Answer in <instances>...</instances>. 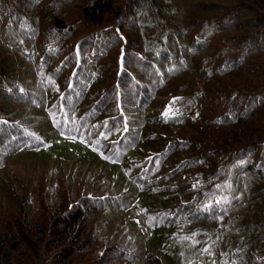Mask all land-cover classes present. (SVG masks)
<instances>
[{"label": "trees", "instance_id": "trees-1", "mask_svg": "<svg viewBox=\"0 0 264 264\" xmlns=\"http://www.w3.org/2000/svg\"><path fill=\"white\" fill-rule=\"evenodd\" d=\"M0 48L23 63L0 64V264H39L38 237L44 264H264V0H0ZM50 163L74 181L51 212L77 210L41 231L9 166ZM99 212L110 246L76 260Z\"/></svg>", "mask_w": 264, "mask_h": 264}, {"label": "rangeland", "instance_id": "rangeland-1", "mask_svg": "<svg viewBox=\"0 0 264 264\" xmlns=\"http://www.w3.org/2000/svg\"><path fill=\"white\" fill-rule=\"evenodd\" d=\"M77 8L74 5V10H71L69 12V14H72ZM76 15V14H74ZM118 20H114L113 24L117 25ZM1 50V48H0ZM19 64L20 63V68L22 67L21 63V59L17 54H13L12 52H7V53H2L0 54V64L3 65L1 68H9L12 66V64ZM23 64V63H22ZM112 70V67H111ZM23 96V95H22ZM20 105L17 104V102L11 101L8 97H4L3 95H0V108L3 107L5 109V112H12V110H17L19 108ZM4 111V110H3ZM9 170L17 177H19L21 180H25L26 182V187L25 189L27 190V199H30V202L35 206V210L34 212L38 211L37 214H39L40 217H38L39 222L41 224V227H39V229L45 230V226L47 228V230L50 229V224L49 222L52 221L54 216H58L61 214L58 218L59 219H63L66 217V215L72 213L73 211H76V205H70V207L67 209H65L64 204L60 203L58 206L59 208V213L58 214H54L53 210H51V206H50V202L48 200L47 194H48V189H46L47 186H49V184H53L54 187L55 186H65L66 188L68 187H72L73 184V180H71L70 178V170L71 167L67 164H64L60 169L53 163L48 164L47 166L44 167H31V166H25L23 164H18L15 165L13 167L9 166ZM30 171H34V175H32V173ZM11 173V174H12ZM26 174H28V176H25ZM39 178H42L41 180H38ZM8 182V181H6ZM79 182L82 184H85V180L84 179H80ZM98 186V185H97ZM90 187V186H89ZM7 190L6 192L9 193V187L6 186ZM59 188V187H58ZM91 189L93 187H90ZM102 189V187H101ZM25 190V192H26ZM12 190H10L11 192ZM4 190L2 191V189H0V210H4V211H10V212H14L16 211L14 204L20 199L17 200H8V196L11 197L10 193H6ZM106 192V191H105ZM25 194V193H24ZM36 201H39L42 203V207L41 209H39L38 207H36ZM76 203V202H73ZM31 207V206H30ZM65 209V210H64ZM51 212V213H50ZM24 216V209L22 211L21 214H18V217L23 218ZM1 217V216H0ZM2 221L4 220L7 223V220L2 217L1 218ZM67 219V218H66ZM27 221V220H26ZM34 218L32 220H30L29 222L33 223ZM110 223V220L105 217L101 212L94 214L93 216H90L87 220L86 223H79L76 224L75 227L73 229H71L68 233V239L67 242L68 244L70 243H74L75 244V250L72 252H75V255L73 258H76V260L79 259V257H81L80 255H84L85 252H91V251H86V248L88 246L89 242H92L90 240L91 237H94L97 241V243L100 244V246L102 247V249L108 248L107 245L105 246L106 241L108 242L109 240H107V238L109 236H112V233H103L101 228H103L104 226H107ZM9 229L12 226V224H6ZM0 226V233L3 230L2 228L4 227ZM44 227V228H43ZM116 227H113V229H115ZM79 229H81V231H83V233H81V236H78V232ZM106 230V229H105ZM112 230V228H111ZM80 231V232H81ZM89 232V234H88ZM106 232H110V230H106ZM38 234L40 233V230L37 231ZM127 233L126 229L124 228V233H121L119 238H116V240L114 241H120L125 234ZM107 237V238H105ZM44 238V237H43ZM38 239L40 240V244H39V251L38 254L35 255L36 253H32L29 257L28 260L36 259L37 263L41 264L45 262V260H42V258L47 254V245L44 244V242L40 239V237H38ZM86 239V240H85ZM125 239V238H124ZM86 241L87 245H82V243ZM47 242V240H46ZM81 245L83 247H81ZM108 246H110V244H108ZM50 250H52V248H50ZM99 251V249L97 250ZM28 252V251H27ZM92 253V252H91ZM18 256L16 255H12L13 260H17ZM27 260V261H28ZM102 261H109V263H112L113 260L110 259V255H103L102 256ZM16 262V261H15ZM17 263V262H16ZM15 263V264H16ZM197 264H204L202 262H198Z\"/></svg>", "mask_w": 264, "mask_h": 264}, {"label": "water", "instance_id": "water-1", "mask_svg": "<svg viewBox=\"0 0 264 264\" xmlns=\"http://www.w3.org/2000/svg\"><path fill=\"white\" fill-rule=\"evenodd\" d=\"M56 26L58 28H65L66 27V23L63 20H61V19H56Z\"/></svg>", "mask_w": 264, "mask_h": 264}, {"label": "snow or ice", "instance_id": "snow-or-ice-1", "mask_svg": "<svg viewBox=\"0 0 264 264\" xmlns=\"http://www.w3.org/2000/svg\"><path fill=\"white\" fill-rule=\"evenodd\" d=\"M167 112H168V109L166 108L165 114H167ZM217 202H219V201H217Z\"/></svg>", "mask_w": 264, "mask_h": 264}]
</instances>
